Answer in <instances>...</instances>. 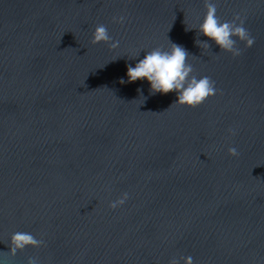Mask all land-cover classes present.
I'll list each match as a JSON object with an SVG mask.
<instances>
[{"label":"water","instance_id":"obj_1","mask_svg":"<svg viewBox=\"0 0 264 264\" xmlns=\"http://www.w3.org/2000/svg\"><path fill=\"white\" fill-rule=\"evenodd\" d=\"M212 2L238 57L197 36L204 0H0V264H264V0ZM169 42L215 81L196 108L127 82ZM15 232L44 243L9 256Z\"/></svg>","mask_w":264,"mask_h":264},{"label":"clouds","instance_id":"obj_2","mask_svg":"<svg viewBox=\"0 0 264 264\" xmlns=\"http://www.w3.org/2000/svg\"><path fill=\"white\" fill-rule=\"evenodd\" d=\"M206 9L202 22L199 24L197 36L203 35L208 40L213 41L222 52L229 53L233 58L241 55V49L237 46L238 42H243L245 48H250L255 42L249 31L244 27V19L239 15L233 17L231 21L222 22L217 16V5L212 0H204ZM114 23L122 24L124 17H113ZM192 28H186L191 30ZM92 44L106 43L110 49H115L119 41L112 42L107 27L103 24L97 25L92 33ZM195 43L201 49H210L208 41L196 39ZM167 49L155 47L147 51L143 59L133 67L127 68V82L146 80L150 85L151 94H168L175 92L176 105L196 108L203 104L208 98L217 93L215 81L210 77L203 76L197 78L194 74L192 65L188 62L189 53L180 45L169 42ZM136 57L132 58L135 59ZM121 83L125 81L121 80ZM138 91H140L138 89ZM229 133L234 135L231 129ZM227 154L230 157L238 156V151L234 147H229ZM127 199V193L119 199L109 203V208H116ZM42 239L35 238L28 232H15L10 237L9 256H15L18 251H23L26 247H41ZM184 264H193L192 257L183 258ZM27 264H38L37 259L28 258ZM169 264H179L175 258Z\"/></svg>","mask_w":264,"mask_h":264}]
</instances>
